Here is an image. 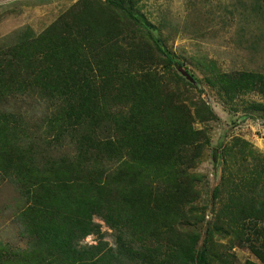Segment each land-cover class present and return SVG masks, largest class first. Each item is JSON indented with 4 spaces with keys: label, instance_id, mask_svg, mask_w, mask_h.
Returning a JSON list of instances; mask_svg holds the SVG:
<instances>
[{
    "label": "trees",
    "instance_id": "16d2710c",
    "mask_svg": "<svg viewBox=\"0 0 264 264\" xmlns=\"http://www.w3.org/2000/svg\"><path fill=\"white\" fill-rule=\"evenodd\" d=\"M137 1L79 0L38 37L0 53V101L37 92L54 109L45 121L54 136L48 144L66 140L74 149L47 161L25 146L21 118L0 112V175L23 198L28 240L25 249L0 251V264H210L206 241L219 231L208 230L195 250L198 236L181 241L174 226L197 181L185 187V168L208 144L194 125L214 116L200 97L187 98L192 83L176 71L171 81L159 73L179 64L138 31L130 14ZM216 82L229 101L264 91V76L223 74ZM224 150L214 153L215 164ZM94 218L115 233V249ZM217 222L243 244L252 223L257 239L247 248L264 264V228H256L264 222V184L260 192L242 186ZM90 235L96 244L81 247Z\"/></svg>",
    "mask_w": 264,
    "mask_h": 264
},
{
    "label": "rangeland",
    "instance_id": "374dc122",
    "mask_svg": "<svg viewBox=\"0 0 264 264\" xmlns=\"http://www.w3.org/2000/svg\"><path fill=\"white\" fill-rule=\"evenodd\" d=\"M78 1L0 0V53L35 39ZM263 13L264 0H138L130 11L138 31L149 34L167 57L179 64L168 69L159 66V73L170 78L176 71L183 78L178 71L181 69L193 77L194 90L186 89L187 98L200 97L214 116L212 121L194 125L196 130L205 131L208 144H203L194 165L185 168V187H191L194 176L197 181L189 191L183 219L174 226L181 241L198 236L195 250L201 249L208 230L215 227L219 231H213L206 241L210 264H261L247 248L256 238L251 229L248 231L252 223L245 230L249 235L243 236H249L250 241L243 244L233 227H222L216 220L220 208L238 196L242 186L260 192L264 184V112L260 111L264 91L237 95L229 101L216 78L244 73L264 76ZM53 110L37 92L0 101L1 113L21 118L27 129L25 146H31L47 161L74 154L66 140L59 145L48 144L54 136L47 134L45 121ZM223 150V161L217 165L214 153ZM255 178L259 179L256 190L251 188ZM23 207L14 180L0 175V251L27 247L20 222ZM94 222L100 225L108 247L115 249V233L100 219L94 218ZM256 228H264V222L257 223ZM90 236L79 245H95L96 238Z\"/></svg>",
    "mask_w": 264,
    "mask_h": 264
},
{
    "label": "water",
    "instance_id": "95a60500",
    "mask_svg": "<svg viewBox=\"0 0 264 264\" xmlns=\"http://www.w3.org/2000/svg\"><path fill=\"white\" fill-rule=\"evenodd\" d=\"M178 71L183 76V78H185L188 82L193 83V79L186 72L182 71L181 69Z\"/></svg>",
    "mask_w": 264,
    "mask_h": 264
},
{
    "label": "built area",
    "instance_id": "2783aa9c",
    "mask_svg": "<svg viewBox=\"0 0 264 264\" xmlns=\"http://www.w3.org/2000/svg\"><path fill=\"white\" fill-rule=\"evenodd\" d=\"M91 236L86 237V240H89Z\"/></svg>",
    "mask_w": 264,
    "mask_h": 264
}]
</instances>
